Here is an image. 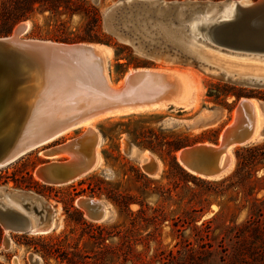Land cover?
Wrapping results in <instances>:
<instances>
[{
    "label": "rangeland",
    "instance_id": "rangeland-1",
    "mask_svg": "<svg viewBox=\"0 0 264 264\" xmlns=\"http://www.w3.org/2000/svg\"><path fill=\"white\" fill-rule=\"evenodd\" d=\"M120 1L0 0V37L27 23L21 38L96 47L111 85H118L128 71L149 67L168 74L166 85L175 90L163 106L96 119L93 128L74 129L0 168L2 209L29 214L32 222L55 218L57 223L48 232L31 233L6 229L0 220V264H37L34 257L39 264H243L242 245H255L259 235L246 221L264 222V85L239 84L183 60L163 62L140 53L138 47L147 49L156 41L172 45L165 41L172 35L153 34L144 23L129 20L136 5L118 8L110 30L108 14ZM148 10L133 19L158 16L157 10ZM208 54L211 61L203 65L211 69L264 73V62ZM243 99L263 107L256 137L232 145L229 168L218 177L185 169L178 151L198 143L218 144ZM80 106L86 107L62 111H80ZM92 130L101 137L92 169L64 184L37 176L44 164L71 160L68 153L53 156L51 151L77 144L73 147L84 152ZM133 147L151 156L144 167L131 154ZM86 199L105 204L106 214L90 218L78 205Z\"/></svg>",
    "mask_w": 264,
    "mask_h": 264
},
{
    "label": "bare ground",
    "instance_id": "bare-ground-1",
    "mask_svg": "<svg viewBox=\"0 0 264 264\" xmlns=\"http://www.w3.org/2000/svg\"><path fill=\"white\" fill-rule=\"evenodd\" d=\"M137 2H140V0H121L113 8L108 14L110 30L114 29L112 23L116 10L120 7L123 8V4L129 7ZM150 4L153 9L149 8L147 10L150 13L156 12L157 10L159 12L158 16H161L164 10L169 7L167 5L168 3L162 0L151 1ZM197 5H200L199 9L195 8ZM176 9L173 17L178 23L169 28L160 25L162 31L159 34L164 36L169 32V35H172L171 38L168 39V36L165 38L166 42L172 43L169 46L179 47L188 53L195 54L197 58L198 44H203L202 41L206 44L207 41L216 39L215 31L220 26L221 20L232 19L238 12L234 2L224 3L222 7H219L217 3L201 4L186 0L180 3ZM28 28V24L23 23L14 32L21 37L26 34ZM183 28H185L184 32L182 30ZM199 37H201L202 41H197ZM122 40L129 41L126 38ZM158 42L156 41L155 44H151V47L155 51L158 49L156 48L157 45V47H161L162 49L167 48L166 45L168 43L165 44L164 41L161 43ZM78 45L81 53L79 52L80 54L77 53L75 56L71 55L66 57L62 64L57 60L54 61V59H39L37 56L34 61L31 59L23 61L18 58H6L5 56L10 54L9 51L6 52L8 54H2L0 56V66L4 69L0 75V146L5 147L20 144L38 133L47 130L55 122L65 119L68 120L76 115L82 116L79 122L73 124L45 144L81 126L87 129L93 128L92 122L96 119L108 115L124 114L159 107L165 104H159V101L165 96L168 86H171L169 84L166 85L163 75L157 73L155 70L140 69L135 71V73L131 71L126 75L128 77L130 74V81L125 86L113 87L107 75L106 65L99 59L101 55L99 50L93 45ZM138 48L140 53L150 57L156 56L160 58L165 54L162 52L163 55H159L162 53L153 52L152 50L147 52L143 48ZM208 58L211 59V56ZM208 73L211 75L219 74L215 72ZM224 73L225 77H227L226 79L233 80V82L241 79L250 80L251 78L264 81V73L254 74L246 72L237 76H234L226 70H224ZM247 102L249 105L248 109L250 108L251 110L246 126L244 127L245 132L248 133L246 138L248 142L255 138L258 133L263 107L261 104L255 102V100H248ZM82 104L86 107L84 109L80 106L81 110L78 109L80 111H71V109H69V112L62 111L66 106L74 107ZM92 110L99 112L88 115ZM93 135H95V141ZM100 139V135L93 131L92 137L82 145L84 152L80 153L76 150V147H73H79L77 144L60 147V151L68 153L71 156V160L69 161L70 165H54L47 169V176L51 178L60 177L74 170H78L85 165L88 166V170L92 169L99 160L98 147ZM92 142L93 144L90 145L89 143ZM231 147L226 151L229 162H231L229 153ZM130 149L131 154L142 162L143 167L148 161H151L152 158L147 153L143 154L134 147ZM222 159L223 156L218 160L219 164H221ZM76 162L77 165L74 166ZM31 198H33V195ZM97 205L92 208L88 207L90 209L89 214L93 217L101 214L100 217H102L106 214L108 208L101 202H97ZM39 208L42 209L41 206ZM16 214L18 215L16 219H6V223L10 222L12 225L19 221L26 223V225H33L34 223L35 225L30 228L31 233H45L57 227L55 218L50 220V222L43 221L44 218L35 219L37 222L34 220L32 222L29 214ZM8 227L7 225L6 229H9ZM34 259V262L39 264L38 259L35 257Z\"/></svg>",
    "mask_w": 264,
    "mask_h": 264
},
{
    "label": "water",
    "instance_id": "water-1",
    "mask_svg": "<svg viewBox=\"0 0 264 264\" xmlns=\"http://www.w3.org/2000/svg\"><path fill=\"white\" fill-rule=\"evenodd\" d=\"M231 2L235 3V8L238 11L237 15L232 19L221 20L220 26L215 31L216 39L207 41L206 44H204L201 40V37L197 39V41L200 40L203 43L198 44V58L195 54L188 53L179 47L169 46V44L166 45L167 48L162 49V52H165L164 56L160 59L156 56L152 57L162 60L163 62L183 60L188 62V64L198 66L203 71L219 73L218 78L224 80H227L224 73L225 69L219 71L218 69H211L210 67L203 65L204 63L207 64L211 61V59L208 58L210 57L208 51L230 58L264 62V0H223L217 4L219 7H222L224 3L228 4ZM150 3L151 1L147 2L140 0V2L133 4L136 5V7L131 11L130 17L127 16L128 19L137 24L138 22L144 23L146 29H149V31L153 34L162 31L160 25L169 28L178 23V21L174 19L173 14L177 10L176 7L179 6L180 3H183L180 1L166 2L169 7L164 10L161 16H155L148 13L139 17L138 20L133 19L136 14L142 13V11L149 8L153 9ZM122 7L124 9H129V7L125 4H123ZM195 8L199 9L200 5H197ZM78 44L81 43L68 44L49 40L24 39L19 37L15 32H12L10 35L0 37V56H2V54H8L6 52L9 51L10 54L5 56L6 58H18L23 61L31 59L34 61L37 56L39 59H54V61L57 60L60 64H62L66 57L71 55L75 56L77 53H81ZM145 50L147 52L151 50L153 52H157L152 47ZM140 69L161 72L165 83L167 82V78H169L168 74L155 68L142 67ZM2 70L4 69L0 66V75L2 74ZM137 70H139V68L133 69L132 73H135ZM128 73H130V71L124 74L118 85L112 86L116 88H118V86H125L130 81V74L126 77ZM232 74L237 76L236 73ZM235 82L255 86L264 85L263 80H256L254 78H251L250 80L241 79ZM174 92L175 90L169 89V91L165 93V96L161 98L162 100L159 101V104L169 102ZM248 106V102L245 99L238 102V105L235 108L233 121L223 130L218 144L198 143L181 148L177 153L179 163L188 171L205 177L214 178L226 172L230 165V162L228 161V154H226L228 148L234 144H244L247 142L246 138L248 133L245 132L244 127L246 126L248 119ZM98 112L99 111L92 110V112H89L88 115L96 114ZM81 118L82 116L76 115L68 120L65 119L57 121L47 130L38 133L20 144L5 147L0 146V168L14 162L26 152L44 145L46 142L58 136L73 124L79 122ZM62 152L63 151H60V149H56L48 154L54 155ZM222 156H224L223 160L221 164H219L218 160ZM68 161L69 160L44 164L38 168L36 174L46 183L64 184L89 171L88 166L85 165L78 170H74L73 172L60 177L51 178L47 176V169L58 164H70ZM78 205L84 208L90 218H99L101 216V214H97V216L93 217L89 214L90 209L88 207L92 208L94 206H98L96 201L86 199L82 200ZM16 213L21 212L9 207L4 209L0 207V220L4 222L5 226L8 225L10 230L17 232H31L30 228L33 227V225H26V223L21 221L14 225L10 222L6 223V219H16L18 216Z\"/></svg>",
    "mask_w": 264,
    "mask_h": 264
},
{
    "label": "trees",
    "instance_id": "trees-1",
    "mask_svg": "<svg viewBox=\"0 0 264 264\" xmlns=\"http://www.w3.org/2000/svg\"><path fill=\"white\" fill-rule=\"evenodd\" d=\"M246 224H250L257 229L258 236L255 245H250L249 242L244 243L245 247L241 250V262L243 264H264V222L259 219H249Z\"/></svg>",
    "mask_w": 264,
    "mask_h": 264
},
{
    "label": "crops",
    "instance_id": "crops-1",
    "mask_svg": "<svg viewBox=\"0 0 264 264\" xmlns=\"http://www.w3.org/2000/svg\"><path fill=\"white\" fill-rule=\"evenodd\" d=\"M143 70H145V69H143ZM167 89L169 90V89H171V87H168ZM168 90H167V91H168ZM248 100H249V99H246V101H248ZM250 111H251V110H250V108H249L248 111H247V117L250 116ZM248 113H249V114H248Z\"/></svg>",
    "mask_w": 264,
    "mask_h": 264
},
{
    "label": "flooded vegetation",
    "instance_id": "flooded-vegetation-1",
    "mask_svg": "<svg viewBox=\"0 0 264 264\" xmlns=\"http://www.w3.org/2000/svg\"><path fill=\"white\" fill-rule=\"evenodd\" d=\"M8 201V200H7ZM9 202V201H8Z\"/></svg>",
    "mask_w": 264,
    "mask_h": 264
}]
</instances>
